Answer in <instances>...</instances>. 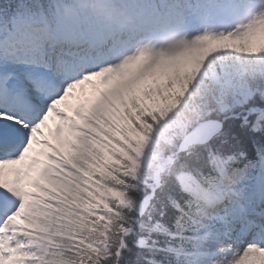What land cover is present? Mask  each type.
Returning a JSON list of instances; mask_svg holds the SVG:
<instances>
[{"label": "snow or ice", "instance_id": "snow-or-ice-1", "mask_svg": "<svg viewBox=\"0 0 264 264\" xmlns=\"http://www.w3.org/2000/svg\"><path fill=\"white\" fill-rule=\"evenodd\" d=\"M112 7L0 0V264H264V0Z\"/></svg>", "mask_w": 264, "mask_h": 264}, {"label": "rangeland", "instance_id": "rangeland-1", "mask_svg": "<svg viewBox=\"0 0 264 264\" xmlns=\"http://www.w3.org/2000/svg\"><path fill=\"white\" fill-rule=\"evenodd\" d=\"M99 4V8H104L112 3L115 2V0H97ZM81 5L84 7V3L82 0H80ZM105 18L107 20L111 19V13L110 11L106 12ZM73 97H79L80 99H75ZM73 97H70L67 101L63 102L61 105L62 110L69 112L71 115L75 106L81 102L84 97L83 94L80 92L79 89L74 91ZM54 126H55V121L50 119L49 125L43 129L45 137L51 139L54 143L56 142L55 138V132H54Z\"/></svg>", "mask_w": 264, "mask_h": 264}, {"label": "trees", "instance_id": "trees-1", "mask_svg": "<svg viewBox=\"0 0 264 264\" xmlns=\"http://www.w3.org/2000/svg\"><path fill=\"white\" fill-rule=\"evenodd\" d=\"M90 2V0H88Z\"/></svg>", "mask_w": 264, "mask_h": 264}]
</instances>
